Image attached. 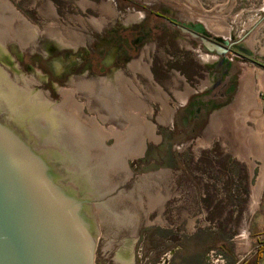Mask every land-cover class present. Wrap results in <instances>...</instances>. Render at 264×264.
<instances>
[{
  "label": "rangeland",
  "instance_id": "1",
  "mask_svg": "<svg viewBox=\"0 0 264 264\" xmlns=\"http://www.w3.org/2000/svg\"><path fill=\"white\" fill-rule=\"evenodd\" d=\"M131 1L148 9H190L228 25L243 23L247 27L253 24L256 16L249 6L255 0ZM90 2L95 3V12L83 14L78 6L84 10ZM257 2L263 4V0ZM58 4L60 9H57ZM0 5L17 42L28 43L26 46L18 44L21 48L27 47L22 51L33 69L47 89L71 111L64 92L74 93V100L81 107L80 115H74L75 111L72 113L80 125L84 123L90 127L81 125L85 132L88 130L86 133L92 144L93 136L88 133L93 129L88 123L90 119H95L104 130L116 131L125 137L138 128L144 129L148 135L152 128L148 125L152 117L148 104L144 102L140 108L134 103H131L133 106L120 105L113 95L115 91L119 93L118 85L112 82L107 83L109 86L104 84L101 93L80 80L74 83L77 86L70 82L68 87L58 85L64 89L56 90L53 85L57 83L53 78L47 82L40 76L49 73V66L33 54L34 51L44 56L49 53L48 39L57 42L61 34L66 38H76V32L81 35L85 29L82 30L81 23H88L89 19L100 23L113 19L122 6L119 0H0ZM88 16L92 17L88 19ZM90 29L86 25L87 33ZM78 37V41L71 42H80L81 36ZM259 46L258 50H261L260 41ZM254 68L245 73L241 86ZM118 84L123 85L119 81ZM145 92L151 94L148 88ZM156 96L160 98L161 94ZM259 100L264 123V89L260 90ZM228 110L221 111L222 114L218 111V120L191 144L189 140L161 145L158 138L164 126H157L156 134L151 130L153 140L131 142L130 146L142 147L143 144L147 150L141 157L126 159L125 169L111 167L115 158L116 166L120 167L125 159L116 154L111 159L107 154L110 150V153H120L121 148H114L113 139L103 140L105 144L101 142L102 145L96 148L93 145L98 164L100 201V235L95 264H158L173 247V236L177 247L184 246L185 252L193 253L198 250L192 249V245L197 242L196 246L201 239L209 248L206 256L209 264H220L216 263L220 256L225 264L262 262L258 255L264 259V161L260 155L252 157L255 163L252 170L249 163L236 155L231 144ZM211 130L213 134L209 136ZM256 187L260 190L254 194ZM106 198L116 200L110 202ZM173 261L170 262L182 264Z\"/></svg>",
  "mask_w": 264,
  "mask_h": 264
},
{
  "label": "flooded vegetation",
  "instance_id": "2",
  "mask_svg": "<svg viewBox=\"0 0 264 264\" xmlns=\"http://www.w3.org/2000/svg\"><path fill=\"white\" fill-rule=\"evenodd\" d=\"M119 1L122 6L113 19L100 23L88 16V23H81L82 30L85 28L81 35L76 32V38L59 37L57 42L48 39L49 53L33 54L49 66V73L40 76L47 82L53 78L56 90L62 88L58 85L68 87L70 82L77 86L80 80L101 93L104 84L112 82L118 85L119 93L113 95L120 105L148 104L152 133L158 132L157 126H164L158 138L161 145L189 140L193 143L218 120L221 111L226 112L235 102L245 73L253 67L264 72V8H259L257 20L246 27L243 23L210 22L207 15L190 9H148L131 0ZM89 4L84 10L78 8L83 14L94 13L95 3ZM86 25L92 28L88 33ZM255 32L259 33L262 52L253 54L248 42ZM78 36L82 41L72 43L78 41ZM15 72L19 73L18 69ZM146 88L151 94L145 92ZM151 130L148 135L152 136ZM212 134L213 130L209 136ZM127 136L132 137V132ZM144 149L142 152H146ZM116 163L115 158L111 167Z\"/></svg>",
  "mask_w": 264,
  "mask_h": 264
},
{
  "label": "water",
  "instance_id": "3",
  "mask_svg": "<svg viewBox=\"0 0 264 264\" xmlns=\"http://www.w3.org/2000/svg\"><path fill=\"white\" fill-rule=\"evenodd\" d=\"M97 225L91 139L33 69L0 5V264H94Z\"/></svg>",
  "mask_w": 264,
  "mask_h": 264
},
{
  "label": "bare ground",
  "instance_id": "4",
  "mask_svg": "<svg viewBox=\"0 0 264 264\" xmlns=\"http://www.w3.org/2000/svg\"><path fill=\"white\" fill-rule=\"evenodd\" d=\"M211 19H215V18H211ZM211 19L210 20L207 19V20H209L210 22H214V21L218 22V19H215V20H211ZM203 21H204V19H203ZM221 23L224 25L226 22L221 21ZM258 34L259 33L256 32V34L251 37L250 42H248L249 48L253 54L257 53V51H256L257 48H255V46H259V41H258L259 39L257 38ZM61 37H62V35H61ZM18 43H20V42H18ZM27 44L28 43H23L21 45L26 46ZM23 46H22V49L24 48ZM245 46H246V44H245ZM263 88H264V72L262 70H260L259 68H254L250 72L248 80L241 86L240 92H239L235 102L232 104V106L228 110V114L230 116V120H229L228 124H230V131L229 132L231 135V144H233V150L241 160L244 159L245 162H247L251 165L252 170H253V166H255V163L253 162L252 157L256 158V156L258 157V155H260L261 161L262 162L264 161V123L262 122L263 117L261 114L262 104L259 100V93H260V90H263ZM64 93L67 95L66 104L71 105L72 111L76 112L75 114L74 113H72V114L80 115L81 105L76 103V101L74 100V97H73L74 93L72 91H67ZM139 101H140V99H139ZM73 103L74 104L76 103V106L74 105L75 107L73 106ZM141 105H142V103H138V104L134 103L135 107L140 108ZM88 123L93 128V129L91 128L92 130L91 131L89 130L88 133L93 136L95 148L97 145L101 144V142H103V140H107V139H113L115 141L114 148H116V147L121 148L120 153H110V152L107 153L111 157V159H113V156L115 154H116V156H120L122 158H125L123 160V162L121 161V167L120 166H118V167L112 166V168L115 170L117 168H119V169L123 168V166L125 165L126 159H128V158L129 159H136L138 157H141V154L143 153L142 151H143L145 146L143 144H141L142 147L130 146L132 140H137V141L140 140L141 142L144 143V141H146V137H144V136H147L150 139H152V137H153L151 135H145L144 129L139 128L138 130L132 131V137H129L127 140L126 137L119 132L104 130L103 128H101L99 126L98 122L95 119H90L88 121ZM250 123H252L253 125L249 126ZM81 125L84 128L87 126V125L84 126V123H81ZM88 129H90V127H88ZM85 130H87V129H85ZM133 137H135V139H132ZM127 141H128V144H126ZM103 143L105 144V142H103ZM94 144H92V145H94ZM125 167H126V165L124 166L123 169H125ZM260 181L262 182V180H260ZM259 190L260 189L256 187L253 191L254 194H255V191L258 193ZM256 197H258V195H256Z\"/></svg>",
  "mask_w": 264,
  "mask_h": 264
},
{
  "label": "crops",
  "instance_id": "5",
  "mask_svg": "<svg viewBox=\"0 0 264 264\" xmlns=\"http://www.w3.org/2000/svg\"><path fill=\"white\" fill-rule=\"evenodd\" d=\"M258 2H257V0H255V2L253 3V4H251V5H249L250 6V11H253V12H255V14H256V12L259 10V8H264V0H263V4H261V5H258L257 4ZM238 18H240V16H237ZM237 18V19H238ZM255 18V17H254ZM215 19H218V18H215ZM257 20V18H255L254 19V21L253 22H255ZM258 33V32H257ZM256 34V32L255 33H253V35L252 36H254ZM258 38V37H257ZM256 38V39H257ZM259 41V40H258ZM260 46H255V48H257L256 49V51L258 50V48H259ZM262 52V51H261ZM256 68V67H255ZM264 89V88H263ZM259 95H260V93H259ZM173 241L171 242V243H173L174 245H173V247L171 248V249H169V251L167 252V258H161L160 260H159V262H158V264H170L171 262V260L173 259L174 261L173 262H176L177 260L180 262L181 261V263L182 264H209V262L207 261L208 260V258L206 259V256H208L207 255V253H208V247H207V245L205 246V245H203L204 243L201 241V239H199V241H198V244L195 246V244L197 243V242H195L192 246H193V248L192 249H197L198 251H196L195 253H193L192 251L191 252H185V248L186 247H182V246H176V237L175 236H173ZM195 238H198V236L197 237H195ZM169 239H172V237L171 238H169ZM205 243H207V242H205ZM203 250H202V249ZM204 248H206V250H204ZM182 252H183V254H182ZM188 253V254H187ZM193 253V254H192ZM177 254L179 255V257H176L177 256ZM164 260V261H163ZM166 260V261H165ZM258 260H262V262L261 263H259V264H263V262H264V259H263V257H261V254H259L258 255ZM163 261V262H162ZM183 261V262H182Z\"/></svg>",
  "mask_w": 264,
  "mask_h": 264
},
{
  "label": "built area",
  "instance_id": "6",
  "mask_svg": "<svg viewBox=\"0 0 264 264\" xmlns=\"http://www.w3.org/2000/svg\"><path fill=\"white\" fill-rule=\"evenodd\" d=\"M220 262V264H225L224 259L220 256L218 260H216V263Z\"/></svg>",
  "mask_w": 264,
  "mask_h": 264
}]
</instances>
